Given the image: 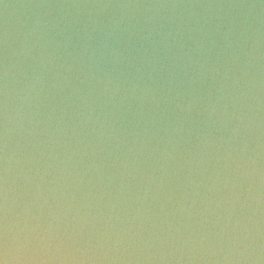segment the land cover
I'll list each match as a JSON object with an SVG mask.
<instances>
[{"label":"clouds","instance_id":"9594fccd","mask_svg":"<svg viewBox=\"0 0 264 264\" xmlns=\"http://www.w3.org/2000/svg\"><path fill=\"white\" fill-rule=\"evenodd\" d=\"M0 264H264V0H0Z\"/></svg>","mask_w":264,"mask_h":264}]
</instances>
